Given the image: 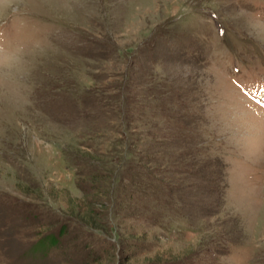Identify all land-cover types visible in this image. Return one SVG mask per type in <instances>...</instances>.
Instances as JSON below:
<instances>
[{"label":"rangeland","instance_id":"1","mask_svg":"<svg viewBox=\"0 0 264 264\" xmlns=\"http://www.w3.org/2000/svg\"><path fill=\"white\" fill-rule=\"evenodd\" d=\"M0 50V264H264V0H0Z\"/></svg>","mask_w":264,"mask_h":264},{"label":"trees","instance_id":"2","mask_svg":"<svg viewBox=\"0 0 264 264\" xmlns=\"http://www.w3.org/2000/svg\"><path fill=\"white\" fill-rule=\"evenodd\" d=\"M103 177H106V176H102L101 178H103ZM95 185H97V184H92L93 189L99 187V185L98 186H95Z\"/></svg>","mask_w":264,"mask_h":264},{"label":"clouds","instance_id":"3","mask_svg":"<svg viewBox=\"0 0 264 264\" xmlns=\"http://www.w3.org/2000/svg\"><path fill=\"white\" fill-rule=\"evenodd\" d=\"M0 51H2V50H0Z\"/></svg>","mask_w":264,"mask_h":264}]
</instances>
